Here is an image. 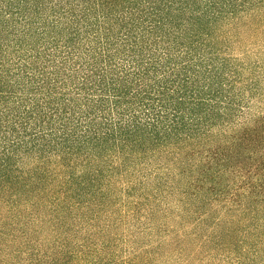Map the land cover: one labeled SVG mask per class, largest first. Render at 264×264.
I'll return each mask as SVG.
<instances>
[{
  "label": "trees",
  "instance_id": "16d2710c",
  "mask_svg": "<svg viewBox=\"0 0 264 264\" xmlns=\"http://www.w3.org/2000/svg\"><path fill=\"white\" fill-rule=\"evenodd\" d=\"M0 264H264V0H0Z\"/></svg>",
  "mask_w": 264,
  "mask_h": 264
}]
</instances>
